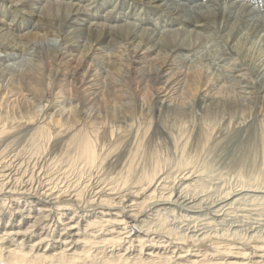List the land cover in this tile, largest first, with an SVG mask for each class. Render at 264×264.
Wrapping results in <instances>:
<instances>
[{
  "label": "bare ground",
  "instance_id": "6f19581e",
  "mask_svg": "<svg viewBox=\"0 0 264 264\" xmlns=\"http://www.w3.org/2000/svg\"><path fill=\"white\" fill-rule=\"evenodd\" d=\"M169 1L0 0V264H264L263 234L221 227L264 188L186 193L192 143L264 107V23L252 0ZM215 25L225 73L197 60Z\"/></svg>",
  "mask_w": 264,
  "mask_h": 264
},
{
  "label": "rangeland",
  "instance_id": "374dc122",
  "mask_svg": "<svg viewBox=\"0 0 264 264\" xmlns=\"http://www.w3.org/2000/svg\"><path fill=\"white\" fill-rule=\"evenodd\" d=\"M175 1H176V3H174ZM184 1L185 0H170L169 3L172 5L178 4L180 7L182 3H185L184 5H187L186 2L188 0L186 2H184ZM206 1H209V0H206ZM179 2H181V4ZM255 2H257V1L252 0L251 2H248V4L250 3L249 5H252V7H254V9L256 7L255 11H256V13L259 14L258 19H260V21H258L256 23V25H258V24L260 25L261 23H264L263 22L264 16H262L260 14L264 11V9H263L264 6L263 7L262 6L257 7L258 4ZM228 3H229V0H210V2H204L201 5H202V7H207V8L211 7V6L214 8H217V7L228 8L227 7ZM232 3H233V1H232ZM113 5H118V3L115 2ZM10 7L11 6H9L8 9H10ZM139 7L140 6H135V8H134L130 4V5H128V7L123 8V12H124V14L128 15V13L132 12V10H138ZM113 8L115 9L114 6H113ZM117 8H118V6H116V9ZM90 9L91 8H89V10H87L84 7V11L87 13L92 12ZM140 11H139L140 16L144 17V14L146 12L145 9L140 7ZM95 14H97V12ZM140 16H136V18H140ZM146 18H147L148 22L150 23V25L148 27L150 29H154L156 26L163 23L164 20H168V16H165L164 13H159V14L155 15L152 12H148ZM152 20H153V22H152ZM212 30L215 32V35H216L215 37L217 38V41H216V43L214 42L215 44L211 41H210V43L207 42L208 44L204 45L206 47H202L203 44L202 45L200 44L199 47H201V48L198 47V51L196 52L198 54V55L196 54L197 60H200V62H201L200 65H203L205 62H208L207 63V65L209 64L208 66L215 68V70L218 71L219 73H225V71H228L230 69V64L227 65L225 63L228 61L227 57H230V55L228 54L229 51L228 52L226 51V50H228L227 46H226L227 44L225 43V41L223 40V38L221 36L223 35V33H225V32L227 33L228 31L223 32L224 28L222 25H220V27L218 25H215L212 28ZM233 33L234 32H231V35H233ZM204 35L207 36L206 33ZM206 36H204V38ZM210 36L213 37V34H210ZM202 40L201 41L199 40V41L203 43L204 41H202ZM58 42L59 41L55 38H52V40L47 41V43H49V44H58ZM212 43H213L214 47L212 45H210ZM261 44H262V42H261ZM255 46H256V48L262 47V46H259L258 44H256ZM256 48H255V52H256ZM215 64H217V65H215ZM254 105L252 106L253 111H252L251 120L248 122L247 125H244L241 127H236L232 123L228 124L227 126L223 125V124H218L217 127L222 129V132L221 133L220 132L215 133L211 137V139L208 141V143L204 144L202 141V138H199L192 143V145L190 146L191 153L198 155V157H196L197 158V164H196L197 174H195V175H198L200 177V179L197 181V184L195 186L191 187L190 189H188L186 191L187 194H189V195L191 194V196H193L196 193V194H199V196H205L203 198H205L207 200H210V199L212 200L214 197L215 198L217 196L221 197V195H224L228 192H233L234 189L238 190V187L242 188L244 186V188L245 187L249 188V186H250V187L264 188V107H263V109H261L262 106H260L259 103H256ZM153 143L155 145L153 144V146L150 147V144H149L150 148L145 146L146 149H144V150L146 152H150L151 150H149V149L155 148L154 146H159V148H161L162 152L174 151L173 148H170L171 147L170 144L168 145L164 141H160L159 139H156ZM172 158H173V160H177L178 157L176 155V156H172ZM147 162L150 163L149 160H147ZM175 168L176 167H173L169 170L171 171V170H174ZM114 174L116 175V173H113L112 176ZM204 185H206V186L204 187ZM180 189L181 188H179V190ZM255 194H258L257 196H259V197L264 196L263 192H255ZM255 201H257L258 203ZM255 201L254 200H252L250 202L246 201V202H244L246 204V205L244 204V206L239 205V204L237 205V203H233V205L227 206L226 208L229 209V210L228 209L227 210L231 211V212L234 209H237V210H234L236 212V214H233V216L231 217V222H229L228 226H227V224H225L224 226H221V227H228L227 228L228 231H230V230L232 231V229L235 226H237V228L242 231L241 233L243 236L245 234H247L248 229H249V232L250 231L256 232L258 230V231H260V232L257 231L258 234L261 233L264 235V210H263V208H264V197L260 198V199L258 198V200H255ZM259 201H260V204H259ZM229 207H231V208H229ZM238 208H240L241 210ZM247 211H249V212H247ZM222 213H224V212H222ZM247 213H249L250 215L249 214L247 215ZM182 214H184V213H179V210L177 209V212L174 215H176L177 219H179L182 216ZM244 215H246V216H244ZM228 219H229V217H228ZM232 219H233V221H232ZM247 222H248V224H246ZM257 222H259V223H257ZM172 224L174 225L175 222L173 221ZM218 227H219L218 230H220L221 227L220 226H218ZM233 259L236 261L235 258H233Z\"/></svg>",
  "mask_w": 264,
  "mask_h": 264
}]
</instances>
